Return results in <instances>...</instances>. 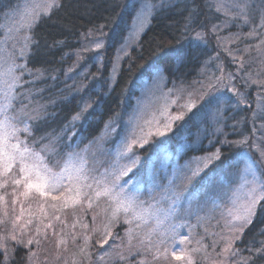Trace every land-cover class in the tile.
Masks as SVG:
<instances>
[{"label": "snow or ice", "instance_id": "6c2138e0", "mask_svg": "<svg viewBox=\"0 0 264 264\" xmlns=\"http://www.w3.org/2000/svg\"><path fill=\"white\" fill-rule=\"evenodd\" d=\"M176 2L140 0L129 34L117 39L116 59L122 51L128 55L127 48L133 41L138 44L139 34L151 16L175 7ZM62 7V0H42L32 6L24 23L15 29L0 31L3 36L0 40V254L4 257L3 264H8L10 253L15 251L9 247V240L29 248L28 261L32 264L37 252L29 246L33 243L40 246L38 237L54 244L52 264H69L65 254L70 249L71 264H116L136 255L141 256L138 264H196L200 254L204 264H232V258L239 256L236 241L253 223L258 207L264 206V122L260 124V137L255 135L256 120L264 121V0H208L209 11L224 17L220 24H212L210 28L199 21L201 13L193 0L185 9L183 25V32L190 37L188 45L173 47L161 60L181 65L201 45L215 38L218 46L237 64L238 71L225 72L218 65L220 74L200 81L198 88L169 90L163 120L137 122L123 132L118 131L115 121H110L106 128L115 139V151L101 153L105 159L96 153L89 154L86 148L78 151L79 145L73 146L72 142L76 133L68 126L62 129V135H37L40 123L47 119V104L40 100L43 89L37 87L45 78L46 70L29 67L33 48L38 47L33 33L41 20L51 18ZM239 22L248 26L246 33L220 35L225 28ZM95 32L100 35L96 36ZM106 35L103 26L85 34L87 43L76 51L77 66L89 53L95 52L98 59L102 58ZM241 41L246 42L243 49L237 47L234 52L226 47L228 43ZM63 43L56 41L55 45ZM113 67L116 68L115 61ZM152 69L158 80H166L165 68L160 63ZM237 80L245 91H240ZM253 85L257 92L254 109L247 99V90ZM241 105L252 109L251 135L241 133L239 140L225 137L218 141L243 149L239 154L243 168L235 174V180L231 179L234 176L231 166L225 167L218 177L209 179L202 192L188 199L187 191L197 178L202 179L210 165L221 160L219 148L206 157H193L171 177L140 172V154L136 149H143L151 137L164 136L174 126L183 127L192 121L198 129L201 124L211 129L223 120L227 108ZM89 107L85 104L73 116V122ZM129 124L133 121L129 120ZM221 132L217 127L213 134ZM207 134L206 129L204 135ZM253 153L258 155L257 160L252 159ZM241 196L243 202L237 207ZM208 211H219L224 222L222 232L213 233L218 240L212 245L203 243V237L195 238L191 228L187 234L181 231L187 227L185 221L189 218L203 219L201 213L207 215ZM88 214H91V224L85 219ZM98 218H102L99 223ZM119 225L127 227L125 237L117 244L113 230ZM30 231L33 234L29 235ZM24 236L28 238L25 240ZM217 244H220L219 251ZM95 247L103 251L94 252ZM248 253L247 257L240 258L239 264L264 261V241L259 247H250ZM45 264H48L47 255Z\"/></svg>", "mask_w": 264, "mask_h": 264}, {"label": "trees", "instance_id": "16d2710c", "mask_svg": "<svg viewBox=\"0 0 264 264\" xmlns=\"http://www.w3.org/2000/svg\"><path fill=\"white\" fill-rule=\"evenodd\" d=\"M19 1L21 0H0V17L11 11ZM207 2L208 0H195L201 13L199 21L210 28L212 24H220L224 17L209 11L206 7ZM62 3L63 7L51 18L41 20L35 27L33 35L38 41V47L33 48L34 54L29 61V67L33 70L37 68L46 70L45 78L37 87L43 89L40 100L41 103L47 104V119L40 123L37 135L45 133L62 135V129L68 126L76 133L72 137V142L73 146L79 145L78 151L97 140L110 121L117 118L125 119L132 114L145 81L151 80L154 75L152 69L154 64L160 63L165 68L166 88L173 90L189 86L198 88L200 81L220 74L218 65L225 72L238 71L237 64L233 63L227 51L218 46L215 38L207 45H201L181 65L161 60L162 55L173 47L188 45L190 37L183 32V25L187 14L185 9L192 5L193 0H177L175 7L165 8L151 16L147 28L139 37L138 44L135 42L128 55L120 53L122 57L115 69L113 63L115 61L116 64V50L119 47L117 39L129 34L140 0H62ZM101 26L107 34L103 37L107 44L101 50L102 58L100 61H94L97 53H89L77 66L76 51L82 44L87 43L85 34ZM247 31L248 26L239 22L225 28L220 35L227 36L229 32L243 34ZM95 35L100 34L95 32ZM61 40L64 41L63 45L56 46L55 42ZM245 43L244 41L228 43L226 47L235 52L237 47L243 49ZM255 71L254 66V74ZM53 76L54 80L51 78ZM235 83L239 85L240 91H245L239 80ZM225 94L231 95L227 92ZM256 95V86L253 85L247 90V99L252 104V109L255 108ZM85 104H89L90 107L80 119L73 122V116L80 112ZM252 109L243 105L229 107L224 111L223 120L211 129L204 124L198 129L194 121L183 127L174 126L173 131L163 138H155L143 149H136L140 154L139 170L145 174L148 162L152 157H157L161 150L168 149L177 157V163L183 165L193 157H206L219 148L222 153L221 160L213 162L202 174V179L197 178L187 191V196H196L202 192L209 179L218 177L225 167L231 166L230 171L234 174L231 179L235 180V174L242 168L239 154L243 149L218 141L224 140L225 137L228 140H239L241 133L251 135ZM262 122L264 121L258 118L255 123L258 129L255 134L257 138L260 137L259 129ZM217 127L221 128L222 132L213 134ZM206 129L207 136L204 135ZM252 156L258 159L257 154L253 153ZM211 213L208 211L207 215L202 213V216L209 219L208 215ZM213 217L209 221L197 219V223L205 224L208 229L209 223L215 220ZM119 229L120 227L114 229L115 235ZM196 233L202 237L200 227ZM262 241L264 206L258 207L253 223L236 242L235 247L239 250V256L235 257L233 264H239L241 257L248 256V249L252 246L259 247ZM12 248H15V251L10 253L8 264H26L27 249L22 245ZM3 260V254H0V264H3ZM256 264H264V261L257 260Z\"/></svg>", "mask_w": 264, "mask_h": 264}, {"label": "rangeland", "instance_id": "374dc122", "mask_svg": "<svg viewBox=\"0 0 264 264\" xmlns=\"http://www.w3.org/2000/svg\"><path fill=\"white\" fill-rule=\"evenodd\" d=\"M42 3V0H21L14 6V8L7 12L6 14H3L0 17V31H3L5 29H15L17 28L20 24L24 23L26 18L28 17V14L32 11V6L35 4ZM149 22L146 23V27L144 30L147 28ZM133 26V25H132ZM132 28V27H131ZM143 30V31H144ZM143 31L139 34L140 35L143 33ZM3 39V36H0V40ZM136 41H133L131 46L127 48V52L135 46ZM124 55V52H121ZM103 55V53H101ZM122 55H120V58ZM119 58V59H120ZM119 59H116V66L118 65ZM94 61H100V59L97 58V55L94 57ZM169 89L166 88V84L164 80H158L155 77V74L149 81H145L143 88H142V93L140 97L138 98L136 105L134 107V110L132 114H130L128 117L125 119L117 118L114 120L118 126V131L123 132L125 129L133 127L135 123H140L143 124L144 121L146 120H154V119H160L163 120V110L164 106L168 101L166 100V96L169 93ZM175 90H173L174 92ZM175 111V109H172ZM129 120L133 121V124H129ZM165 136V135H164ZM164 136H153L151 137L150 141L151 142L155 138H163ZM147 145V144H146ZM89 154L91 153H96L97 156H100L101 159H105L104 156L101 155V153L106 152L108 150H111L113 153L115 151V139L112 138L111 133L106 130L104 133L93 143H91L88 147ZM162 149V148H161ZM153 158V159H152ZM151 160L148 162L146 166V173H154L159 176H168L171 177L172 174L178 169L183 167V165H179L177 163V157L173 155L172 152H170L168 149L161 150V153L157 157H152ZM240 159V158H239ZM253 160H257L252 156ZM243 168V164H242ZM241 168V169H242ZM103 169H101L102 171ZM143 173V171H140ZM144 174V173H143ZM166 183V181H165ZM195 196H188V199H192ZM243 202V197L241 196L240 201H238L237 207H239L240 204ZM25 206L27 207V202L25 203ZM33 207L35 208V204L33 203ZM215 217V220L209 223L207 226L208 229H206L205 224H199L197 223V217L192 216L189 218L187 221H185L187 227L181 229L182 233L187 234L189 228L192 230V234L195 238H200L196 230L197 228L200 227V231L202 232L201 235L202 237H206L207 239L203 240V243L212 245L214 241L218 240L217 236H214L213 233H220L224 229V222L222 219H220V213L219 211L215 213H211L208 215L209 219L207 217H203V221H209L212 217ZM85 219L91 224V214H88L85 216ZM102 218H98V223L100 222ZM117 227H120V229L116 232V243L120 244L121 238L125 237V228L127 227L126 225H119ZM114 231V230H113ZM33 234L32 231L29 232V235ZM23 239H27L28 236L22 237ZM38 239H41V245L37 246L35 243L33 245L29 246L31 250L37 252V257L33 258L32 264H45V256H48V264H52V254L54 252V244H50L46 241H44L42 238L38 237ZM237 242V241H236ZM8 245L10 248L13 246H21V245H16L13 241L9 240L7 241ZM111 243V241H110ZM107 247V245L105 246ZM220 244H217V251H219ZM27 249V254H26V264H29L28 261V253H29V248ZM94 252H99L103 251L102 249H99L98 247H95L93 249ZM209 251H211V247H209ZM72 250L70 249L69 253H66L65 256L69 260V264H71V255ZM141 259V256L136 255V256H130L128 258V261H116V264H138V261ZM236 258H232V264L235 262ZM174 264H178V262H174ZM196 264H204V261L202 259V254H200L197 258Z\"/></svg>", "mask_w": 264, "mask_h": 264}]
</instances>
